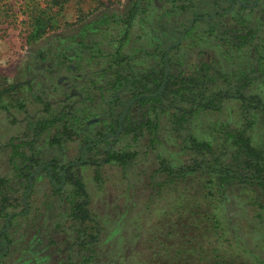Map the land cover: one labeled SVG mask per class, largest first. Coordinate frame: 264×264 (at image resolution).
Wrapping results in <instances>:
<instances>
[{"label": "rangeland", "instance_id": "obj_1", "mask_svg": "<svg viewBox=\"0 0 264 264\" xmlns=\"http://www.w3.org/2000/svg\"><path fill=\"white\" fill-rule=\"evenodd\" d=\"M47 1L0 0V264H264V192L224 166L237 131L264 151V0H58L68 27L32 40ZM119 49L136 97L110 89ZM196 76L216 107L178 96Z\"/></svg>", "mask_w": 264, "mask_h": 264}, {"label": "trees", "instance_id": "obj_2", "mask_svg": "<svg viewBox=\"0 0 264 264\" xmlns=\"http://www.w3.org/2000/svg\"><path fill=\"white\" fill-rule=\"evenodd\" d=\"M50 1V2H49ZM67 0H64L66 2ZM49 2L47 6L36 16V24H37V32L38 35L34 38H31L32 40H36L37 38L40 39L43 34H48L51 32H56L58 30H61L64 27H68V24L64 23L62 25L57 26V20L54 19L52 15L54 14L55 8H58L59 6L62 7V2H58V0H48ZM129 16L133 17L132 14ZM80 39L69 43V46H66L64 49L58 48L55 56L57 57V60L60 61L63 65L66 64H73L74 59L78 58L80 56V53L82 51L86 50L87 44H84L83 38L86 37L85 34L80 33ZM40 36V37H38ZM30 39V38H29ZM74 53V54H73ZM39 59L41 58L40 54L38 55ZM126 61V55L123 53V50L119 49L116 51L113 61L109 63V66L111 69L114 70L112 75V80L110 83V89L115 90V94L117 96L120 93V90L123 89L125 91H129L131 96L136 97L138 96V91H134V94L131 93V89L138 85V82H130L131 78L130 76H125L123 74V71H125V62ZM71 70V69H68ZM154 84L157 86V88L154 90V92H158L159 88L162 87L163 83H165V77L164 75H159L155 77ZM151 79L152 76H151ZM153 81V80H152ZM189 86L183 91L178 90L177 94L182 95H188L185 97L189 98V101H192V104H196L197 108H208V107H216V100H210V96L214 93H209V90H206L204 86L205 83H201L200 79L196 76L194 80H189ZM203 85V86H201ZM166 88L164 92H167L170 89V82L166 83ZM12 91V90H11ZM9 91V92H11ZM3 91L0 89V94ZM184 92V93H182ZM145 93V92H142ZM149 93V92H148ZM152 93V92H150ZM142 101H154L155 98L146 99V95ZM199 99V104L197 100ZM216 99V98H215ZM18 100H15V102ZM196 101V102H195ZM18 103H21L20 100ZM147 129H149L150 133H153L156 129L155 123L153 121H149L147 123ZM150 135V134H149ZM152 135V134H151ZM233 137V143H234V150L229 158V161L224 164L227 168H229L232 171V175L228 176L227 179L231 180L235 178L237 175H239V170L244 173V181L246 184H250L251 186H257L261 191L264 192V151L257 149L253 146L251 138L243 131H237ZM107 142H103V144L106 145ZM191 149L196 151L198 154L202 155L203 157H208L214 155V149L213 145L209 142H200L198 139H193L191 143ZM15 155H22L21 152H19L18 147L15 148ZM134 156H137V153L132 152H126L121 153L120 151L116 152H109L108 151V160L117 161V162H127L131 160ZM217 162H220V157L216 156V164ZM221 163V162H220ZM218 165V164H217ZM214 166L211 164V169H213ZM192 171V168H186L183 167L181 173L185 175L186 171ZM227 171V170H226ZM169 174H171L169 172ZM5 190H10L9 186L7 185V181H4L0 178V224L2 223V226L0 228V232L2 230H5L6 228H9L6 233L3 234V237L8 240L10 239V234L13 230L14 226V218L12 217L10 221L9 217L11 213L8 212V209H12L13 206H11L13 203H10V197L5 195ZM5 191V192H4ZM25 196V194L20 195L18 198L16 197V201H19L22 205V199ZM21 198V200H20ZM16 205V204H15ZM16 206L13 208L15 209ZM2 241V240H0ZM2 243V242H1ZM11 242H9L10 244Z\"/></svg>", "mask_w": 264, "mask_h": 264}]
</instances>
